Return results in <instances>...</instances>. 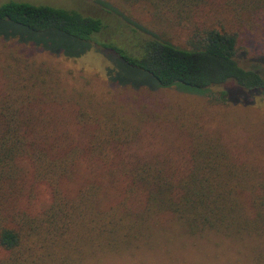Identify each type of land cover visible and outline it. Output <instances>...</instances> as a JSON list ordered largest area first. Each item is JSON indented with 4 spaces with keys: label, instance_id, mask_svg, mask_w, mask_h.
<instances>
[{
    "label": "rangeland",
    "instance_id": "1",
    "mask_svg": "<svg viewBox=\"0 0 264 264\" xmlns=\"http://www.w3.org/2000/svg\"><path fill=\"white\" fill-rule=\"evenodd\" d=\"M8 1L77 9L99 17L104 28L96 39L112 40L122 47H132L135 31L142 29L187 47L193 21L158 12L146 0H0V5ZM204 1L194 21L236 31L240 64L264 68V14L253 20L248 12H239L237 2L230 6V0ZM10 30L14 33V24ZM24 35L36 36L29 32ZM72 46L69 48L73 49ZM94 49L80 57L68 58L14 38L0 37V98L6 86L9 98L18 108L22 104L26 111L18 116L36 119L37 127L31 137L35 140L43 137L54 164L65 166L56 181L57 201L65 199L70 204L82 205L79 199L82 191L88 184H96L102 206L114 205L131 183L117 167L139 166L140 162H158L174 170L175 180L181 182L192 167L190 155L198 147L204 154L209 153V162L216 165L213 182L217 185L230 182L236 202L230 204L232 210L221 228L205 227L192 233L173 215L166 212L157 215L151 220L156 240L149 248L135 252L95 253L89 242L76 239L74 228L66 237L71 236L74 241L64 247L58 233L43 231L50 227L52 218H57L52 207L56 202L53 188L35 176L33 163L24 156L16 162L20 170L18 189L4 200L8 209L2 215L6 218L5 225L21 232L22 241L19 248L11 251L0 246V264L262 262L264 96H255L252 103L243 104L219 99L226 85L205 93L175 87L121 85L109 80L106 67L112 64ZM39 67L42 75L36 71ZM121 69L126 78L139 81L142 77L127 66ZM12 70L14 89L9 88ZM43 90L42 96L49 98L45 102L40 95ZM51 98L59 104L49 103ZM135 194L132 203L137 206L138 198H143L142 189H136ZM234 213L237 219L228 222ZM64 238L63 234L62 241Z\"/></svg>",
    "mask_w": 264,
    "mask_h": 264
},
{
    "label": "trees",
    "instance_id": "2",
    "mask_svg": "<svg viewBox=\"0 0 264 264\" xmlns=\"http://www.w3.org/2000/svg\"><path fill=\"white\" fill-rule=\"evenodd\" d=\"M146 1L158 12H166L176 19L193 20L187 47L178 46L148 29L135 31L132 47H122L112 40L99 42L96 35L104 28L101 18L77 9L18 1L0 5V25L4 26L0 29V37L14 38L68 58L80 57L95 48L112 64V67H106L109 80L134 88L175 87L187 92L205 93L226 85L219 99L243 104L252 103L255 96H264V68L240 64L238 33L223 25L216 27L194 21L204 0ZM235 2L237 8L241 7L239 12H248L253 20L264 14V0H230V6H235ZM11 24H14V33L10 30ZM27 32L36 36H25ZM71 45L73 49L69 48ZM126 66L140 73L141 79L136 81L124 77L121 68ZM40 68L36 69L38 75H42ZM10 76L12 84L8 87L14 89L13 70ZM7 92L5 86L4 95L0 98V246L5 250L19 248L22 241L21 232L5 225L6 218L2 215L8 209L4 200L10 199L18 189L20 170L16 162L24 156L33 163L35 176L46 180L53 188L56 202L52 207L57 218H52L50 227L43 231L58 233L64 247L74 241L71 236L66 238L74 228L76 239L89 242L91 245L88 246L95 253L119 255L135 252L142 247L149 248L156 240L157 233L152 229L151 220L157 215L164 212L173 215L188 233H192L205 227L221 228L232 210L230 204H235L236 199L234 191L229 188L231 183L217 185L213 182L217 175L216 165L209 162V153L204 154L198 147L190 155L192 167L181 177V182L175 180L174 170L158 162H140L139 166L117 167L118 172L129 178L131 183L114 205L102 206L101 199L97 198L100 188L96 184H88L82 191L79 198L82 205L70 204L65 199L57 201V177L66 168L54 164L43 137L38 140L31 137L37 127L36 119L19 117L26 111L22 104L18 108ZM48 99L42 96V101ZM53 100L51 98L49 103L59 104ZM136 189L143 191V198H138L137 206L132 203ZM234 218L237 219V213L229 216L228 222H234ZM63 234L65 238L62 241ZM259 264H264V260Z\"/></svg>",
    "mask_w": 264,
    "mask_h": 264
}]
</instances>
